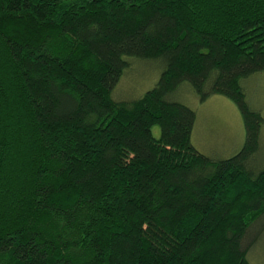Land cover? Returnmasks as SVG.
Returning a JSON list of instances; mask_svg holds the SVG:
<instances>
[{"label": "trees", "instance_id": "obj_1", "mask_svg": "<svg viewBox=\"0 0 264 264\" xmlns=\"http://www.w3.org/2000/svg\"><path fill=\"white\" fill-rule=\"evenodd\" d=\"M128 58L163 70L117 101ZM260 71L264 0H0V264H250ZM183 83L237 105L235 154L193 146Z\"/></svg>", "mask_w": 264, "mask_h": 264}, {"label": "rangeland", "instance_id": "obj_2", "mask_svg": "<svg viewBox=\"0 0 264 264\" xmlns=\"http://www.w3.org/2000/svg\"><path fill=\"white\" fill-rule=\"evenodd\" d=\"M128 59L132 61L129 70H125L111 93V97L117 101L141 97L154 87L163 70V65L158 61ZM241 85L248 106L259 111L263 117L259 159L264 162V71L244 78ZM172 99L195 111L191 142L198 151L215 158H227L242 147L245 139L243 119L232 100L223 95L212 94L201 101L187 83L180 85L172 94ZM151 131L155 137L159 135L158 126H153ZM250 233L258 238L248 250L247 260L250 264H264V216L254 223Z\"/></svg>", "mask_w": 264, "mask_h": 264}]
</instances>
